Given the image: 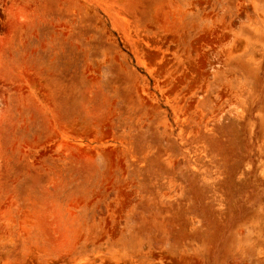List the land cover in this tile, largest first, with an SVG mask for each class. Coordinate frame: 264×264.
I'll return each instance as SVG.
<instances>
[{
    "label": "rangeland",
    "instance_id": "1",
    "mask_svg": "<svg viewBox=\"0 0 264 264\" xmlns=\"http://www.w3.org/2000/svg\"><path fill=\"white\" fill-rule=\"evenodd\" d=\"M0 264H264V0H0Z\"/></svg>",
    "mask_w": 264,
    "mask_h": 264
}]
</instances>
